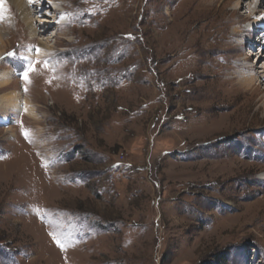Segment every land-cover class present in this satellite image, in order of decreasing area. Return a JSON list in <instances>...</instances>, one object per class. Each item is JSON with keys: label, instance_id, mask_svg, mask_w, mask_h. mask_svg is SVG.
Returning a JSON list of instances; mask_svg holds the SVG:
<instances>
[{"label": "rangeland", "instance_id": "rangeland-1", "mask_svg": "<svg viewBox=\"0 0 264 264\" xmlns=\"http://www.w3.org/2000/svg\"><path fill=\"white\" fill-rule=\"evenodd\" d=\"M191 1L40 0L33 40L0 3V97L31 102L0 121V264H264V80L240 123L219 93L264 62L219 38L239 0Z\"/></svg>", "mask_w": 264, "mask_h": 264}, {"label": "bare ground", "instance_id": "bare-ground-1", "mask_svg": "<svg viewBox=\"0 0 264 264\" xmlns=\"http://www.w3.org/2000/svg\"><path fill=\"white\" fill-rule=\"evenodd\" d=\"M46 1L49 4H52V2L54 3V0H46ZM209 1L210 2H213V4H214L215 1H220V0H208V2ZM247 1H248V3L246 4V0H239L238 2L235 3V5H233V8H232V10L230 12H228L226 9L224 10V7L222 5H221L222 7L221 6L219 7V9L220 8L223 9V10H221L222 15L221 14L219 15V19L216 16V19L219 22L218 23V27H219V30L218 31H221V34H222V37H219V38H222V39H224V41H226L227 43H230L231 44V43H233V40L236 39V37H238V35L244 34V32L250 31L252 33V38L249 40L248 44L251 45V47H255L256 45H254V43L255 44L257 43V46L255 47V51L253 49V52L254 53H252L251 55H255L257 53L256 56L259 57V60H258V64L257 65H259V64H262L264 62V59L262 58L264 56V53L262 52L264 50V13H263V11H264V0H247ZM188 2L190 3V5L192 4V1L191 0L190 1L189 0H187V1L185 0L184 3H187L188 4ZM0 3L1 4H4V5H6V4L8 5L9 4V6L11 8H13L14 17H11V18L14 19L15 24H17V23L19 24L20 23V24L23 25V27L25 29V32H27V35H28V37L30 39L33 40L34 37L38 36V30H37V27L38 26L36 25L37 20H34V18H36V17L37 18L43 17V16H45L48 13L46 11L45 12H41V10L39 8L40 0L39 1L33 0L32 3H29V0H0ZM187 8L188 7H185L184 9H187ZM241 8L247 10L248 16H247L246 20H251V22L249 21V23H251L253 25V26L251 25V27L248 26L249 27L248 29H247V27H245V29H240L239 30L238 27L235 26L236 24H239L240 21H242V20H238V21L235 20L236 15H237V12ZM190 9H192V8H190ZM3 15H5V14H3ZM220 16H223V17L220 18ZM232 17H235V18H232ZM3 18L5 19V17H3ZM189 19H190V17H189ZM238 19H240V18H238ZM9 20L11 21V19H9ZM162 20L165 21L164 18ZM217 21H216V24H217ZM42 22L43 23H46V22L49 23V21H39V26L42 25ZM52 23H55V21H52ZM205 24H204L203 28H201L200 30L206 28L207 25H205ZM6 26H8V25H6ZM14 26H16V25H14ZM233 26H235V27L231 30L230 27H233ZM1 27L2 26H0V58H1V56L3 54L6 53V51H4L2 49L3 38H4L5 33L1 30L2 29ZM185 31H186V28L185 27H181V28L177 29V32H179V33H184ZM8 34H9V32H8ZM199 35L200 36L197 38V41L200 40L199 39L200 37H202L201 34H199ZM256 38H257V41H255ZM171 40H172V38H171ZM40 41H42V40H40ZM38 44H39L38 45L39 46L38 47V51L35 52L34 56H36V57H42L45 54L46 51H50V48H48V46H45L42 43H38ZM256 50L258 52H256ZM249 60H250V58H248V57L244 58L242 60L244 63L241 64V65H239V66H240V68L242 70L247 71V72H250V74H248V75H244L243 74V75H240V77H238V78L236 77L237 78V81H235L236 82V85L235 86L234 85H231V87H229L227 89L222 88V87H224V85H226L227 79H224L223 75H220V78H222V80L220 79L221 82H220V85H219L220 86L219 87L220 88L219 89V93H221L222 97L224 98V99L221 100L222 106L220 105V107L221 108H224V107L225 108L226 107L227 108L228 107L232 108L233 107V110L231 111L232 112L231 115L233 113L238 114L239 113V110H243V109H247L248 110V111L245 110L244 113L242 112V117H241V114L239 115V117H240V120H238L239 123L241 121L250 120V119H252V118H254L256 116V113L257 112L252 113L250 111V109H248V107L250 106L249 104H253L255 102L248 103V101H250V99L252 97L255 98L257 94L261 93V91H260L261 89L259 90V86H260L261 83L259 84L258 81L261 80V79L264 80V70L261 71V72H259V75H258V73L255 72L256 69H257V66H248V65L245 64ZM8 73H9V71L0 73V91H2V90H4V91L6 90L7 91L11 87H14V86H12V83H11L12 81L10 82L11 79L9 78ZM12 93L7 92V93H4V95H1V97H0V121H5L6 122V121H8L9 117L15 115L19 111V109L20 110L23 109V108L24 109H27V108H29L31 106V102H29V100L21 103L17 99L18 94L15 93V92L13 94ZM251 100H253V99H251ZM221 108H219V110ZM217 109H218V104L216 103V101H214L212 99L211 100V103L209 104L208 109L201 110L200 116L198 117L196 123H211L210 120L212 118H215L216 119V122H213L212 121V123H218V121L221 120V116H219ZM29 117H31V116H29ZM196 129H197V127H196ZM199 129H200V127H199ZM231 129H233V128H231ZM8 132L10 133V131H8ZM10 135L12 137L14 136L12 133H10ZM225 156L226 157H229L230 155H228V154L226 155L225 154ZM228 161H230V160L228 159ZM230 165H232V163ZM262 179L264 180V177ZM223 213H225V212L223 211Z\"/></svg>", "mask_w": 264, "mask_h": 264}, {"label": "snow or ice", "instance_id": "snow-or-ice-1", "mask_svg": "<svg viewBox=\"0 0 264 264\" xmlns=\"http://www.w3.org/2000/svg\"><path fill=\"white\" fill-rule=\"evenodd\" d=\"M32 2H33V0H29V3H32ZM30 70H34V69H30ZM23 79H25V80L28 79V72L27 71L23 73Z\"/></svg>", "mask_w": 264, "mask_h": 264}]
</instances>
